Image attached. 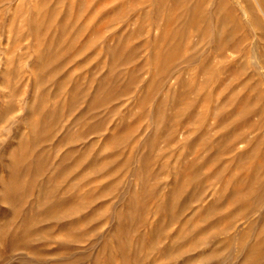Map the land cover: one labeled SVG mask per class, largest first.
Segmentation results:
<instances>
[{"label":"rangeland","instance_id":"rangeland-1","mask_svg":"<svg viewBox=\"0 0 264 264\" xmlns=\"http://www.w3.org/2000/svg\"><path fill=\"white\" fill-rule=\"evenodd\" d=\"M0 264H264V0H0Z\"/></svg>","mask_w":264,"mask_h":264},{"label":"bare ground","instance_id":"bare-ground-1","mask_svg":"<svg viewBox=\"0 0 264 264\" xmlns=\"http://www.w3.org/2000/svg\"><path fill=\"white\" fill-rule=\"evenodd\" d=\"M249 192H250V191H249ZM250 195H251V194L248 193L247 197H249ZM244 196H246V195H244Z\"/></svg>","mask_w":264,"mask_h":264}]
</instances>
